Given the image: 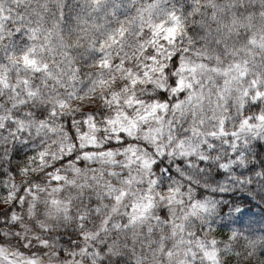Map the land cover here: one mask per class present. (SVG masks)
<instances>
[{
	"label": "snow or ice",
	"instance_id": "1",
	"mask_svg": "<svg viewBox=\"0 0 264 264\" xmlns=\"http://www.w3.org/2000/svg\"><path fill=\"white\" fill-rule=\"evenodd\" d=\"M264 0H0V264H264Z\"/></svg>",
	"mask_w": 264,
	"mask_h": 264
},
{
	"label": "trees",
	"instance_id": "2",
	"mask_svg": "<svg viewBox=\"0 0 264 264\" xmlns=\"http://www.w3.org/2000/svg\"><path fill=\"white\" fill-rule=\"evenodd\" d=\"M245 222L248 220L261 221L264 219V204H261L258 199L245 201Z\"/></svg>",
	"mask_w": 264,
	"mask_h": 264
}]
</instances>
